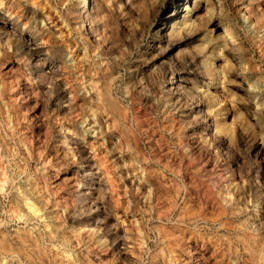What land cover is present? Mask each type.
<instances>
[{"label":"rangeland","instance_id":"obj_1","mask_svg":"<svg viewBox=\"0 0 264 264\" xmlns=\"http://www.w3.org/2000/svg\"><path fill=\"white\" fill-rule=\"evenodd\" d=\"M99 1L79 12L81 0H0L54 65L30 62L38 48L13 37L0 67V233L19 244L13 256L263 264L264 0H187L169 20L178 0ZM72 57L75 67L62 64ZM106 89L124 112L103 101ZM18 204L32 207L25 220Z\"/></svg>","mask_w":264,"mask_h":264},{"label":"bare ground","instance_id":"obj_2","mask_svg":"<svg viewBox=\"0 0 264 264\" xmlns=\"http://www.w3.org/2000/svg\"><path fill=\"white\" fill-rule=\"evenodd\" d=\"M29 2H30V0H28ZM99 1V0H98ZM100 2V1H99ZM98 2V3H99ZM187 0H178L177 1V3H176V6H174L173 7V10H172V12H171V14H170V16H168L169 18H168V20L169 19H171V18H173V16H178V15H180V14H182V12L187 8ZM9 3V2H8ZM32 3V2H31ZM43 3V2H42ZM101 3V2H100ZM1 4H3V3H1ZM40 4V3H39ZM38 4V5H39ZM6 5V4H5ZM12 5V4H11ZM29 5H30V3H29ZM32 5V4H31ZM34 5H35V3H34ZM43 6V5H42ZM79 12H80V10H81V12H86L87 11V9H88V6H87V0H81V2H79ZM106 6V5H105ZM204 6V5H203ZM14 7V6H13ZM19 7H21V6H19ZM34 7V6H33ZM44 7V6H43ZM35 8V7H34ZM40 8V7H39ZM8 9V8H7ZM15 9H18L17 7L15 8ZM204 9V8H203ZM245 9V8H244ZM92 10V9H91ZM14 11H16V10H14ZM21 11V10H20ZM25 11V10H24ZM31 11L33 12V9H31ZM27 12H29V11H27ZM31 12V13H32ZM77 12V11H76ZM23 13V12H22ZM26 13V12H25ZM35 13V12H34ZM6 14V13H5ZM3 12H1L0 11V67H1V65L4 63L3 62V58H4V56H6V54H7V51H10V49H11V47H10V45L12 44L11 42V40H12V38L13 37H22L23 39H25V41H27L28 43H32V44H34V46H36V57L35 58H32V59H30L29 61L30 62H32L33 64H38L39 62V64H40V66L39 67H43V68H48V71H49V69H51V68H54V65L52 64V63H50V62H47V60L45 61L44 60V58L43 57H39L40 55H39V53H38V51H39V47H37V45L39 44V43H36L35 42V38H36V35H34L30 30V32H26V33H24V32H19V31H17V29H16V27L15 26H13L12 25V23H10L9 22V18L5 15ZM11 14H13V13H11ZM21 14V13H20ZM47 14V13H46ZM72 14V13H71ZM84 14V13H83ZM122 14V13H121ZM98 15H101V14H98ZM97 15V16H98ZM23 18L25 19L24 21H25V23L26 24H28L29 23V16H30V14L29 15H27V14H24L23 13ZM88 16V15H87ZM19 17V16H18ZM41 17H42V15H41ZM50 17V16H49ZM75 17V16H74ZM86 17V16H85ZM123 17V16H122ZM40 18V17H39ZM48 18V17H47ZM53 18V17H52ZM43 19V18H42ZM51 19V18H50ZM92 19V18H91ZM95 19V18H94ZM29 20V21H28ZM41 20V19H40ZM86 20V19H85ZM42 21V20H41ZM48 21V20H47ZM70 21V20H69ZM87 21V20H86ZM86 21H85V23H86ZM89 21V20H88ZM87 21V22H88ZM94 21V20H93ZM174 21V20H173ZM181 21V20H180ZM40 22V21H39ZM54 22V21H53ZM62 22V21H61ZM31 23V22H30ZM33 23H35L36 24V22H33ZM87 24V23H86ZM34 25V24H33ZM41 25V24H40ZM49 26V25H48ZM77 26V25H76ZM29 27V26H28ZM30 27H31V25H30ZM34 27V26H33ZM60 27V26H59ZM74 27V26H73ZM102 27V26H101ZM42 28V27H41ZM47 28V27H46ZM85 31H84V38L86 39V40H88V41H91V44L93 43H96L97 42V39H99V37H98V34L95 32V31H93V30H89V28L87 27V26H85ZM95 28V27H94ZM36 29H37V26H36ZM39 29H40V26H39ZM44 29V28H43ZM33 30H34V28H33ZM32 30V31H33ZM38 30V29H37ZM41 30V29H40ZM45 30V29H44ZM63 30V29H62ZM79 30V29H78ZM164 31V33H166L167 32V30L165 31V30H163ZM35 32V31H34ZM23 34V35H22ZM42 34V33H41ZM161 34V33H160ZM38 36H39V34H37ZM99 35H100V33H99ZM171 35H173V34H171ZM102 36V35H101ZM221 36V35H220ZM48 37V36H47ZM113 37V36H112ZM221 38H223V37H221ZM15 39V38H14ZM72 39V38H71ZM82 39V38H81ZM19 40V39H18ZM21 40V39H20ZM86 40H85V42H86ZM15 41H17V40H15ZM37 41V40H36ZM38 42V41H37ZM49 42V41H48ZM53 42V41H52ZM66 42V41H65ZM54 43V42H53ZM89 43V42H88ZM80 44H81V42H80ZM100 44H101V42H100ZM9 45V46H8ZM76 45V44H75ZM95 45V44H94ZM12 46V45H11ZM74 46V45H73ZM83 47L85 46V45H82ZM98 47V46H97ZM90 48V47H89ZM93 48V47H92ZM33 49V48H32ZM35 50V49H34ZM71 50V49H70ZM83 50V49H82ZM81 51V50H80ZM95 51V50H94ZM78 53V52H77ZM84 53V52H83ZM96 53V52H95ZM39 55V56H38ZM73 55V54H72ZM34 56V55H33ZM85 56H87V55H85ZM91 56V55H90ZM24 57V56H23ZM66 57V56H65ZM76 58H77V56H75ZM73 58L71 61L70 60H68V61H65V60H63V61H61L62 62V64H64V65H68V66H73V67H75L76 66V58ZM80 58V57H79ZM69 59V58H68ZM88 60V59H87ZM78 61V60H77ZM82 63V62H81ZM32 64V65H33ZM79 64V63H78ZM3 66V65H2ZM35 66V65H34ZM38 67V68H39ZM66 67V66H65ZM63 68V67H62ZM79 68V67H78ZM84 68V67H83ZM3 69H4V67H3ZM40 69H42V68H40ZM76 69V68H75ZM33 70V69H32ZM43 70V69H42ZM41 70V71H42ZM2 73H3V71L2 70H0ZM40 71V70H39ZM211 72V71H210ZM1 74V73H0ZM40 75V74H39ZM29 76V75H28ZM32 76V75H31ZM181 77V76H180ZM1 78V77H0ZM179 78V77H178ZM44 79V78H43ZM94 85V84H93ZM178 86H180L181 87V82L180 81H168V87L170 88V90L172 91H174V90H176L177 89V87ZM89 88V87H88ZM107 88V87H106ZM216 89V88H215ZM73 90H74V88H73ZM94 90V89H93ZM221 90V89H220ZM89 91V90H88ZM95 92H96V90H94ZM93 91V92H94ZM224 91V90H223ZM41 92V91H40ZM46 92H47V90H46ZM169 92V91H168ZM167 92V93H168ZM186 92H188V91H186ZM216 92V91H215ZM218 92V91H217ZM97 93H98V91H97ZM173 93V92H172ZM73 95L75 94V93H72ZM105 94V95H104ZM220 94V93H219ZM224 94V93H223ZM223 94H220V95H223ZM95 95V94H94ZM99 95V94H98ZM97 95V96H98ZM101 95V94H100ZM179 95V94H178ZM195 95V94H194ZM197 95V94H196ZM74 96H76V95H74ZM104 96V97H103ZM106 96V97H105ZM182 96V95H181ZM199 96V95H198ZM84 97V96H83ZM102 97L104 98V100L103 101H105L106 102V104L108 105V107L109 108H111L112 109V111L114 110V111H116L117 113H119V114H121L122 112H124L125 111V109L122 107V105L120 106L119 105V103H115V101L116 100H114V98H112L111 96H110V93L108 92V90L106 89V91H105V93H103L102 94ZM101 97V98H102ZM189 97V96H188ZM194 97V96H193ZM197 97V96H196ZM211 97V96H210ZM209 97V98H210ZM221 97H223V96H220V98ZM224 97H225V95H224ZM223 97V98H224ZM95 98V97H94ZM184 98V97H183ZM204 98V97H203ZM73 99V98H72ZM93 99V98H92ZM185 99V98H184ZM192 99V98H191ZM213 99V98H212ZM222 99V98H221ZM220 99V100H221ZM84 100V99H83ZM195 102H194V110H195V114H197L198 116H199V119H200V122L202 121V122H205V121H207L208 122V125L207 126H209V128H207V131H210L211 129L213 130L214 129V126H215V122L213 123L212 121V119L210 118V116L207 114V112H209V111H207V110H205L206 108L204 107V102H205V100H204V102L202 101V99H200V98H195ZM211 100V99H210ZM226 100H227V98H226ZM72 101V100H71ZM74 101V100H73ZM208 101V100H207ZM221 101H224V99L223 100H221ZM104 102V103H105ZM178 102V101H177ZM182 102V101H181ZM180 102V103H181ZM209 102V101H208ZM208 102H206V104L208 103ZM223 103V102H222ZM226 102L224 101V104H225ZM131 105V104H130ZM206 106V105H205ZM225 106H226V104H225ZM98 107V106H97ZM131 107H133V106H131ZM224 107V106H223ZM96 108V107H95ZM101 108H103V107H101ZM135 108V107H134ZM205 108V109H204ZM133 110V109H132ZM207 111V112H206ZM15 112V111H14ZM99 112V111H98ZM105 112V111H104ZM211 113V112H210ZM108 114V113H107ZM196 115V116H197ZM125 116V115H124ZM201 117V118H200ZM212 117V116H211ZM232 117V116H231ZM134 118V117H133ZM179 118V117H178ZM215 119V118H214ZM217 119V118H216ZM212 120V121H211ZM124 121V120H123ZM216 121V120H215ZM218 121V120H217ZM216 121V123L218 124V122ZM199 122V121H198ZM118 123V122H117ZM198 123H196L195 124V126L197 125ZM200 124V123H199ZM212 125H214L213 126V128H211L210 126H212ZM141 127V126H140ZM201 127V126H200ZM203 127V126H202ZM205 127H206V125H205ZM219 128V127H218ZM205 130V129H204ZM130 131V130H129ZM214 131V130H213ZM224 132V131H223ZM194 133V132H193ZM216 133V132H215ZM212 134V133H211ZM195 136V135H194ZM252 139V138H251ZM195 140V139H194ZM199 140V139H198ZM230 140V139H229ZM191 141V140H190ZM257 141V140H256ZM233 143V142H232ZM194 144V143H193ZM229 144V143H228ZM192 145V144H191ZM201 145V144H200ZM200 147V146H199ZM263 147V146H262ZM93 149V148H92ZM257 149H259V146H258V148ZM256 149V150H257ZM256 150H255V152H256ZM260 150V149H259ZM261 151V150H260ZM103 152V151H102ZM105 152V151H104ZM264 153V152H263ZM97 154V153H96ZM101 155V154H100ZM106 155V154H105ZM262 155H264V154H262ZM103 158H105L104 156H103ZM263 158H264V156H263ZM105 160V159H104ZM109 160V159H108ZM106 161V160H105ZM255 162V161H254ZM258 162V161H257ZM261 163V162H260ZM109 166V165H108ZM214 166V165H213ZM212 167V166H211ZM264 167V166H263ZM258 169H259V166H258ZM263 170H264V168H263ZM264 173V172H263ZM262 173V174H263ZM257 175H259L258 173H257ZM219 176V175H218ZM257 177H259V176H257ZM261 177H264L263 175H261ZM217 178V177H216ZM220 178V177H219ZM256 178V177H255ZM256 179H258V178H256ZM99 180H100V178H99ZM216 180V179H215ZM215 180H214V182H215ZM264 180V179H263ZM101 181V180H100ZM262 181V180H261ZM110 182V181H109ZM213 182V181H212ZM217 182H218V180H217ZM220 182V181H219ZM255 182H257L258 184H259V182L258 181H255ZM1 184V183H0ZM258 184H257V186L256 187H258ZM264 184V183H263ZM135 185V184H134ZM220 185H222V184H220ZM255 185V184H254ZM262 186V185H261ZM264 186V185H263ZM2 187V186H1ZM260 187V186H259ZM153 188V187H152ZM261 188V187H260ZM152 190H154V189H152ZM136 192V191H135ZM262 193L264 192V191H261ZM261 193V194H262ZM161 194V193H160ZM218 194V193H217ZM24 197V196H23ZM18 199V198H17ZM21 199L19 198V201H20ZM28 200V199H27ZM209 200V199H208ZM15 201V200H14ZM174 201V200H173ZM212 201V200H211ZM210 201V202H211ZM259 202V201H258ZM12 203H14V202H12ZM172 203H175V202H172ZM215 203H216V201H215ZM215 203H213V204H215ZM19 204H20V202H19ZM19 204H18V206H19ZM258 204V203H257ZM31 205H32V203H31ZM31 205H25V206H22L21 205V207L19 206V208H20V210H19V208L15 211L16 212V216H17V219H19L20 221L21 220H25L26 219V213L28 212V211H30L31 209L30 208H32L31 207ZM173 205V204H172ZM220 205V204H219ZM193 206V205H192ZM11 207V206H10ZM218 207H220V206H218ZM222 207V206H221ZM256 207H258L257 205H256ZM23 208V209H22ZM27 208V209H26ZM181 208H183V207H180L179 209H180V212L183 210V209H181ZM198 208H199V205H198ZM184 209H186V208H184ZM194 209H195V207H194ZM201 209V208H200ZM218 209H221V208H218ZM222 209H223V207H222ZM258 209H260V208H258ZM26 210V211H25ZM28 210V211H27ZM34 211V210H33ZM187 211H188V209H187ZM187 211H186V213L185 214H188L191 210H189L188 211V213H187ZM201 211V210H200ZM220 211V210H219ZM222 211H224V210H222ZM222 211H220V212H222ZM183 212H185V211H182V213ZM264 212V211H263ZM260 214V213H259ZM29 215V214H28ZM208 215V214H207ZM219 215V214H218ZM264 216V215H263ZM38 218V217H37ZM36 218V219H37ZM261 219H262V217H260ZM264 218V217H263ZM228 220V219H227ZM224 221V220H223ZM19 228V227H18ZM21 228V227H20ZM16 229V228H15ZM17 230V229H16ZM27 231V230H26ZM18 233V232H17ZM263 233V232H262ZM7 234V233H6ZM6 234L5 233H0V256L1 255H3V256H5V255H8V254H12L11 256L13 257V258H11L10 260H8V261H6V262H3L2 261V259H1V257H0V264H19V260L17 259V257L16 256H13V254L14 255H17L18 253H20V248L18 247V245H16V243H13L11 240H10V238L8 237V236H6ZM19 235V234H18ZM25 235V234H24ZM25 236H27V235H25ZM242 238V237H241ZM21 239V238H20ZM27 240V239H26ZM243 240V239H242ZM34 242V241H33ZM33 242H30V243H33ZM20 243V242H19ZM24 243V242H23ZM254 243V242H253ZM21 244V243H20ZM38 245V244H37ZM245 247H247V246H245ZM261 247V246H260ZM248 248V247H247ZM174 249V248H173ZM250 249V248H249ZM258 249H260V248H258ZM22 250H24V249H22ZM32 250H34V249H32ZM36 251V250H35ZM256 251V255H257V250H255ZM263 251H264V248H263ZM262 251V254H261V252H259L260 254H261V257H260V259H261V263H263L264 264V252ZM258 253V254H259ZM254 254V253H253ZM259 254V255H260ZM30 255V254H29ZM19 256V255H18ZM35 256V255H34ZM254 256V255H253ZM256 257V256H255ZM19 258V257H18ZM39 258H40V256H39ZM46 258H47V256H46ZM247 259V258H246ZM256 259V258H255ZM260 259H258L257 258V261L258 260H260ZM43 261V260H42ZM54 261V260H53ZM56 261V260H55ZM249 261V260H248ZM256 261V260H255ZM242 264V263H241ZM244 264V263H243ZM250 264V263H249Z\"/></svg>","mask_w":264,"mask_h":264}]
</instances>
